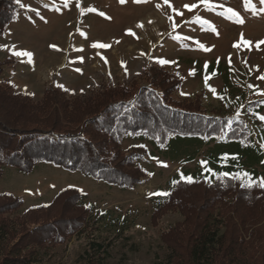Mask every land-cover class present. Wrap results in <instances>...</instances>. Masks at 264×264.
I'll return each mask as SVG.
<instances>
[{
  "label": "rangeland",
  "instance_id": "rangeland-1",
  "mask_svg": "<svg viewBox=\"0 0 264 264\" xmlns=\"http://www.w3.org/2000/svg\"><path fill=\"white\" fill-rule=\"evenodd\" d=\"M193 4L195 8L185 7ZM261 8L260 0H250L247 7L246 0H20L0 36V78L33 101L49 86L70 97H86L131 81L148 86L146 69L157 64L181 80L174 99L197 98L208 115L222 114L225 108L216 109L215 102L264 98ZM28 52L31 58L23 54ZM247 125L254 135L253 123ZM169 138L175 155L177 142ZM141 145L147 150L139 160L145 176L132 189L47 162L37 163L30 173L3 168L0 193L21 198L19 213L49 203L66 187L84 194L91 210L86 232L50 248L36 264H88L89 254L101 264H168L169 250L160 234L182 216L168 211L154 225L151 213L164 197L155 193H169L173 181H184L182 176L211 177L205 171L207 149L193 161L185 156L172 160L165 146L147 139L127 138L122 149L129 152Z\"/></svg>",
  "mask_w": 264,
  "mask_h": 264
},
{
  "label": "trees",
  "instance_id": "trees-1",
  "mask_svg": "<svg viewBox=\"0 0 264 264\" xmlns=\"http://www.w3.org/2000/svg\"><path fill=\"white\" fill-rule=\"evenodd\" d=\"M16 9V0H0V36ZM146 76L148 86L131 81L86 97L49 86L39 101L15 93L0 78V175L5 166L30 173L47 162L132 189L145 176L139 160L147 150L125 152L123 140L147 139L157 146L170 136L187 138L188 145L192 137L224 136L228 149L239 153L238 159L230 157L233 161L259 163L262 156L250 153L252 140L242 120L207 115L197 98L174 99L181 80L157 64L147 67ZM257 103L245 110L252 121H260ZM169 193L151 213L154 225L168 211L182 216L160 234L168 264H264V188L241 187L238 179L214 174L178 181ZM22 204L20 197L0 193V264L40 263L50 248L86 232L91 218L84 194L75 187L19 213ZM88 264L101 262L89 254Z\"/></svg>",
  "mask_w": 264,
  "mask_h": 264
},
{
  "label": "crops",
  "instance_id": "crops-1",
  "mask_svg": "<svg viewBox=\"0 0 264 264\" xmlns=\"http://www.w3.org/2000/svg\"><path fill=\"white\" fill-rule=\"evenodd\" d=\"M247 97L242 100L240 97V100H236L233 102V104H225V101L222 104H218L219 102H215L213 107H217L216 109L220 108L224 110V113H217L213 114V116H222L224 118L229 119V122L233 120H242L246 126L247 121H251L255 127V134L249 136L251 137V142L247 144V146L250 149V153H254L255 155H261V159L259 163H253L250 164L245 163V158H242L240 161L232 160L230 157L234 153L233 150L228 149V142L225 139L224 136H215L214 138H207V137H192L189 138L192 141V145L187 144V138L184 137H174L175 141L177 142L176 149L177 153L173 155L170 150L169 141L170 138H168L167 142L163 145L166 147L165 153L167 157L171 158L172 160H175L179 156H185V159L187 160H196L199 158L201 153L203 152V149L206 150V156L205 160L207 162V168L212 169L213 171L210 172V176H213L214 173L218 172H237V171H248L253 173L254 178L263 177L264 174V148L261 147V144H264V134H262L264 130V121H252L251 118L247 115L245 112L246 107L249 103L257 101L258 103L254 106V108H258L261 106L260 110L257 113V116L263 114L264 109V98L263 96H256L250 101L246 100ZM205 112V111H204ZM220 112V111H219ZM207 114V112H206ZM212 114L210 116H212ZM208 115V114H207ZM249 131V128H248ZM192 148V151L189 152L188 148ZM224 154H228L229 158L227 161L223 160L222 157ZM237 153L236 155H238ZM209 172V171H208Z\"/></svg>",
  "mask_w": 264,
  "mask_h": 264
},
{
  "label": "snow or ice",
  "instance_id": "snow-or-ice-1",
  "mask_svg": "<svg viewBox=\"0 0 264 264\" xmlns=\"http://www.w3.org/2000/svg\"><path fill=\"white\" fill-rule=\"evenodd\" d=\"M17 4L20 3V0H16ZM68 0H65V4H67ZM121 2H123V0H121ZM205 3L208 2V0H204ZM250 3V0H246V7L248 6V4ZM260 3L261 4H264V0H260ZM186 8H195L196 5L193 4L191 6L189 5H185ZM227 11L229 13H231L233 16H236L239 20L240 23H243V20L241 18H239V14L234 12L233 9L231 8H228ZM253 11H255V9H253ZM259 11H262L264 12V8H261L259 9ZM101 15H103V13H101ZM243 43L245 44H250L251 42L250 41H243ZM261 43H264V42H261ZM98 47L100 48H107L109 47V45L107 44H99L97 45ZM21 53H17V55H20ZM24 55H27L29 58H31V53L28 52V53H23ZM161 63H166L167 61H160ZM261 79H264V77H261ZM261 121H264V115H260L258 117ZM129 134H132V133H129ZM140 147H144L143 145H141ZM261 147L264 148V144H261ZM229 158V155L228 154H224L222 159L227 161ZM232 159H238V155H235L233 154L231 156ZM203 163V162H202ZM205 171H209V172H212L213 170L210 169V168H207L205 169ZM217 178H231V179H238L240 180V186L241 187H245V188H251V187H260V188H264V177H259V178H254L253 177V174L248 172V171H237V172H218V173H214ZM184 182H188V183H191L193 182V178L191 176H186V177H181ZM178 181H173V185L175 186V184L177 183ZM155 195H158V196H168L170 195V193L168 192H160V193H155Z\"/></svg>",
  "mask_w": 264,
  "mask_h": 264
},
{
  "label": "bare ground",
  "instance_id": "bare-ground-1",
  "mask_svg": "<svg viewBox=\"0 0 264 264\" xmlns=\"http://www.w3.org/2000/svg\"><path fill=\"white\" fill-rule=\"evenodd\" d=\"M85 51V50H84ZM47 66V65H46Z\"/></svg>",
  "mask_w": 264,
  "mask_h": 264
}]
</instances>
